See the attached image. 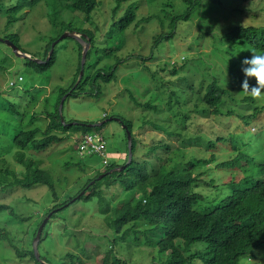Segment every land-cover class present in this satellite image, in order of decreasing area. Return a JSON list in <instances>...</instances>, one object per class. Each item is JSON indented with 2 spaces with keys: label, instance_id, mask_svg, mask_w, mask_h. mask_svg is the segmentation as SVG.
Returning a JSON list of instances; mask_svg holds the SVG:
<instances>
[{
  "label": "trees",
  "instance_id": "trees-1",
  "mask_svg": "<svg viewBox=\"0 0 264 264\" xmlns=\"http://www.w3.org/2000/svg\"><path fill=\"white\" fill-rule=\"evenodd\" d=\"M150 1L161 2L164 15L161 19L164 24L167 21L166 30L153 37L148 56L136 53L122 57L120 52L126 46L127 31L136 22L144 0H0V79L14 64L10 57L14 52L5 40L25 51L21 28L40 4L49 5L52 11L51 28L47 33H40L45 34L43 55L35 53L31 58H18L29 77L25 78L20 72L17 79L23 81L22 85L13 81L8 89H2L8 84L0 88V112L6 116L0 118V139L5 138L4 142L0 141V214L8 212L21 222L28 220L11 201L21 191L44 187L52 205L46 207L31 235L35 237L43 219L50 215L39 246L46 238V227L50 229L59 218L66 219L73 205L96 203L98 212L108 216L107 226L114 228V233H121L120 238L112 241H123L132 232L136 245L151 248L149 264H244L245 260H250L249 264H264V99H253L243 94L240 87L241 60L251 56V50L264 53V24L244 25L235 20L220 28L218 39L230 46L231 59L236 55L241 58L238 62H228L226 72L223 68L209 71L205 61H189V57H185L182 63L165 62L169 79L164 80L154 73L152 77L159 80L158 86L145 102H139L127 88L133 105L154 114L155 119H145L144 124L164 134L165 138L161 135L144 144L133 132V120L122 113L113 114L132 132L133 157L122 170L108 173L125 164L110 163L104 170L94 171L92 176H80L77 185L60 192L53 173L43 167V160L37 157L74 134H79L78 145L85 134L99 132L108 123L102 126L88 125L96 121L62 123L59 104L64 94L72 92L67 99L81 94H107L109 90L105 92L102 84L116 81L122 65L130 58L137 59V63L127 64L129 68L144 65L147 59L155 60L156 51L174 41L180 24L191 20L202 7L210 4L209 1L234 6L237 14L250 11L252 3H264V0ZM65 14L70 16L64 17ZM218 22L214 18L205 21L197 39L204 38ZM65 31L79 34L90 47L84 76L75 86L81 70L83 45L74 38H67L77 45L76 72L70 86L54 90L52 100L53 90L49 96L44 95L50 81L48 72L68 40L56 43L50 58H46L52 43ZM35 57L43 62H37ZM40 95H44L45 105L38 112ZM108 117L105 115L102 119ZM213 118L228 119L232 124L239 120V131L217 133L205 122ZM256 124V132H251V126ZM206 131L213 137L202 133ZM125 140L128 158L126 132ZM256 143L260 144L255 146ZM198 144L205 146L198 147ZM143 145L147 150L135 158L137 146ZM185 146L202 148L201 151L210 152L211 156L199 157L190 150L191 155L187 157ZM226 149L230 150V158L220 160L216 152ZM114 185L121 192L113 194V200L107 198L104 187ZM141 224L148 228L137 229ZM0 244L8 246L20 261L30 255L36 264H41L33 248L20 247L11 231L1 225ZM91 259L89 245L84 244L79 253H66L61 264H91L88 263ZM98 264L131 263L128 258L109 250Z\"/></svg>",
  "mask_w": 264,
  "mask_h": 264
},
{
  "label": "rangeland",
  "instance_id": "rangeland-1",
  "mask_svg": "<svg viewBox=\"0 0 264 264\" xmlns=\"http://www.w3.org/2000/svg\"><path fill=\"white\" fill-rule=\"evenodd\" d=\"M230 1L232 2V0ZM209 3V5L202 7L191 20L180 24L174 41L172 43L168 42L161 51H156L157 57L155 60L147 59L144 65L141 63L137 67L129 68V66H134L137 63V59L130 58L127 63L129 66L127 64L122 65L116 81L102 84L105 92L109 90L107 94L101 93L98 96L96 94L91 96L81 94L78 97L72 96L68 98L65 101L63 109L65 121L68 123V121L70 122L73 119V122H97L105 115L111 117L113 114L122 113L123 116L134 121L133 132L137 134V137L144 144L153 140L155 141L161 135L163 136L162 138H165L164 134L152 130L149 125L144 124V120L154 118V114L133 105L129 100L127 88L133 92L139 102H145L149 98V93L153 92V88L158 86L159 80L152 77L154 73H156L155 76L163 77L164 80L169 79L171 76L168 74L165 62H170L171 64L176 62L182 63L185 57H189V61H192V59L205 61L206 68L209 71H217L219 68H223L226 72L228 62H238L237 60L239 59L240 61L241 58H239V55H236L233 60L231 59L229 53L230 46L227 43H221L218 39L220 28L229 25L235 20H240L244 25L264 24V10L262 9L264 3H252L251 10L241 14H237V11H234V6L225 5L224 2H220L219 5L213 1H209ZM161 8L160 1L151 2L150 0H144L143 5L138 11L136 22L127 31L126 46L120 52L122 57L136 53L143 54L144 56L149 55L153 37L162 30H166L165 25L167 26V21L164 24L161 19L164 18ZM51 12L50 6L42 3L30 15L28 23L20 31L23 50H25L23 52L29 55L35 53L43 55L46 43L44 41L45 34L40 33H47L51 28ZM68 16L70 15H64V17ZM143 18L149 19L144 20ZM212 18L219 21L218 24L204 38L198 40L197 37L203 32L201 27L204 22ZM78 19L81 18L78 17ZM67 40V46L59 52L57 62L48 72L50 81L44 95L49 96L51 90H53L51 94L52 100L56 94L54 90L58 87L70 86L76 72L78 63L77 45L72 39ZM10 57L14 59V64L5 70L0 79V88L4 84H8L2 88L3 90L8 89L10 82L13 81H16L17 84H23V81H18L17 79L18 73L21 72V75L25 78L29 77L28 73L25 74L26 71L23 70L22 61L18 59L19 57L14 53ZM164 67L166 69L162 70L161 68ZM44 95L38 97L40 101L37 107L38 112H41L45 105ZM4 116V113L0 112V118H4ZM205 122L208 124L207 127L220 134H227L229 131H239L237 126L241 124L239 120H236V123L232 124L231 120L222 121L216 118ZM123 127L120 122L111 120L98 132L106 141L104 153L108 165L110 163L122 165L128 160L125 129ZM256 128H258V124L252 125L251 132L255 133ZM208 131L202 133L213 137L212 133H207ZM78 136L79 134L71 135L70 138L62 143L53 144L46 151L37 154V157L43 160V167L53 173L60 192L77 185L76 180L80 176L84 174L92 176L94 171L106 168L103 157L99 153L91 155L80 154L79 147L76 144ZM0 141L4 142L5 138H1ZM202 142L204 141L202 140ZM259 144L256 143L255 146ZM197 146L203 147L205 144H198ZM186 148L187 157L191 155L190 150L199 157L209 158L211 156L210 152L201 151L203 150L202 148ZM146 150L147 147L145 145L137 146L134 157L137 158V154L140 156ZM255 151L257 150L255 149ZM216 154L220 160L228 159L231 156L229 149L218 151ZM67 163H69V166H66ZM117 168L120 170V167ZM118 191L119 189L116 185L104 187L107 198H113V200L115 196L112 195ZM49 199V193L44 187L35 188L30 191H21L17 196L14 195L11 203L17 208L19 213L27 216L28 220L21 222L9 215L8 212L0 214V225L11 231L12 236H14L20 247L26 249L33 248L34 237H31V235L35 224L44 216L46 207L52 205L48 201ZM49 220L50 217L47 223ZM107 222L108 216L98 212L96 203L84 206L77 203L72 206L66 215V219L59 218L50 229L49 226L46 227V238L39 246V253L50 264H61L66 253H79L81 247L84 244H88L90 253L92 254V259L88 263L91 264L100 263L104 252L109 250H113L119 256L128 258L131 264L151 263V248L145 245H136L133 241L132 232L128 233L123 241L118 240L114 243L112 240L120 238L121 233H114L113 230L115 229L108 227ZM147 228L148 225L146 224L137 226V229L140 230ZM139 237L140 240H143V236L140 235ZM127 242L131 243L129 247ZM252 260L259 261L258 259ZM249 262L250 260H245L244 264H249ZM0 264H36V262L34 259H31L30 255L20 261L8 246L0 244Z\"/></svg>",
  "mask_w": 264,
  "mask_h": 264
},
{
  "label": "water",
  "instance_id": "water-1",
  "mask_svg": "<svg viewBox=\"0 0 264 264\" xmlns=\"http://www.w3.org/2000/svg\"><path fill=\"white\" fill-rule=\"evenodd\" d=\"M68 37H70V38H74V39L78 40V41L83 45V50H82V60H81V70H80V73H79V76H78V80H77V82H76V84H75V86H77V85L79 84V82L81 81L82 77L84 76V66H85V62H86V54H87V51H88V49H89V47H90L89 43L86 42L85 40H83L82 37H81L79 34H77V33H75V32H71V31H65V32H63V33L60 35L59 39L56 40V41H54V42L52 43V46H51V49H50L49 55H48V57L46 58V60H48V59L50 58L51 54L53 53V51H54V47H55L56 43H58L60 40H63V39H65V38H68ZM5 43H6L7 45H9V46L12 48L13 52H14L18 57H21V58H26V57H27V58H31V55H29L28 53H25V52L21 51V50L19 49V47H18L16 44H14L12 41H10V40H5ZM34 60H36V61L39 62V63L43 62V60H42V59H39V58H34ZM69 94H71V91H69V92H67L66 94L63 95V97H62V99H61V101H60V104H59V115H60V117H61L62 123H67V122L65 121V118H64L63 109H64L65 101H66L67 97L69 96ZM111 120H116V121H118V122H121V124L124 126L123 128L125 129V131H126V133H127V138H128V149H129V151H128V160H127V162H126L123 166H121V167L119 168L120 170H122L127 164H129V163L131 162L132 157H133V152H132V148H133V147H132V146H133V145H132V144H133V143H132V132L129 130L128 126L122 121L121 118H119V117H117V116H111V117H108V118H106V119H104V120H101V121H99V122H96V123H93V124H88V125H93V126L97 125V126H101V125H103L105 122H107V121H111ZM72 123H77V122H69V124H72ZM116 170H118L117 167L111 169V170L109 171V173H113V172L116 171ZM103 175H104V174L100 175L99 178H102ZM49 216H50V215H48L46 218L43 219V221L41 222L40 226L38 227V229H37V233H36V235H35V237H34V239H33V250H34V254H35L37 260H39V262H40L41 264H48V263H47L45 260H43V259L41 258V256H40V253H39V243H40V239H41V236H42V233H43V229H44V227H45V225H46V223H47V220H48Z\"/></svg>",
  "mask_w": 264,
  "mask_h": 264
},
{
  "label": "clouds",
  "instance_id": "clouds-1",
  "mask_svg": "<svg viewBox=\"0 0 264 264\" xmlns=\"http://www.w3.org/2000/svg\"><path fill=\"white\" fill-rule=\"evenodd\" d=\"M35 58H37V57H35ZM240 63H241L240 71L243 74V79L241 80V84H240L242 93L245 95H251L252 98L256 99V100L264 99V53H258L255 50H251V56L245 57L244 59L241 60ZM257 66H260V67H257ZM102 120H104V119H102ZM97 122H99V121H97ZM107 122H109V121H107ZM88 134H99V133L95 132V133H88ZM85 135H87V134H85ZM84 136L82 137V139L84 138ZM103 139L105 141L104 137H103ZM77 140H78V137H77ZM81 140H80V142H81ZM80 142L77 145L78 147L80 146ZM105 145H106V141L104 144V150H105ZM104 150H103V154H100V153L99 154L103 157V161L105 162L106 167H107L108 164H107V160L105 157V153H104L105 151ZM79 151H80V149H79ZM94 153H98V152H92V153L85 152L83 154L91 155ZM80 154H81V152H80ZM83 154H81V155H83Z\"/></svg>",
  "mask_w": 264,
  "mask_h": 264
},
{
  "label": "built area",
  "instance_id": "built-area-1",
  "mask_svg": "<svg viewBox=\"0 0 264 264\" xmlns=\"http://www.w3.org/2000/svg\"><path fill=\"white\" fill-rule=\"evenodd\" d=\"M105 141L99 134H87L80 142V152L81 154L88 152H98L103 154Z\"/></svg>",
  "mask_w": 264,
  "mask_h": 264
}]
</instances>
